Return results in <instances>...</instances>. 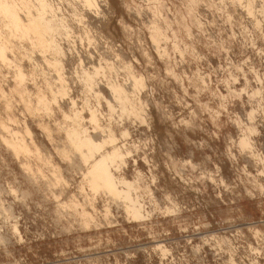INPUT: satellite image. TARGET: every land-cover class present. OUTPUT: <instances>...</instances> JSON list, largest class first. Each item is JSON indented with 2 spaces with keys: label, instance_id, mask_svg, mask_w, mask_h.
I'll return each mask as SVG.
<instances>
[{
  "label": "rangeland",
  "instance_id": "obj_1",
  "mask_svg": "<svg viewBox=\"0 0 264 264\" xmlns=\"http://www.w3.org/2000/svg\"><path fill=\"white\" fill-rule=\"evenodd\" d=\"M46 1L60 52L0 58V264H264V0ZM72 128L128 152L140 218L61 155Z\"/></svg>",
  "mask_w": 264,
  "mask_h": 264
},
{
  "label": "bare ground",
  "instance_id": "obj_2",
  "mask_svg": "<svg viewBox=\"0 0 264 264\" xmlns=\"http://www.w3.org/2000/svg\"><path fill=\"white\" fill-rule=\"evenodd\" d=\"M84 2L88 4L91 3V0H84ZM35 3V12H31L30 9L32 6L30 5V0H0V17L3 18V25L6 27L4 29H7V32H5V37L3 35V38L0 37V58H5L4 53L6 52V49L9 48V38L13 36H17L22 39L30 37L32 39V47L38 46L40 47L41 51H44V49H51L56 53L60 52V48L55 41V36L57 33H59L61 27H63L62 24L55 23L52 16L47 14V12L51 9V6L46 0H35ZM20 7L26 10L24 16L26 18L20 16L23 18L22 20L19 18V14H17L19 13L17 10L21 9ZM155 32L156 30H154L155 35L158 34ZM155 35L154 38L157 37ZM55 64L58 65L59 63L55 62ZM88 74H85L86 76H84L86 77L85 79L87 83H90L93 79V75L91 76ZM18 76L19 78H23V74L20 72H18ZM132 80L133 88H138L145 85L144 78L142 76L138 78L133 77ZM57 92L59 94L64 93L63 85L59 87ZM111 93L115 99L121 101L122 113L136 112L135 109L138 108L135 106L134 109V106L130 103L126 88L124 89L121 86L112 85ZM90 116L92 121L96 120L93 113ZM86 132L87 131L85 130H81V128H72L68 130V135L66 134L68 145H66V147L61 150V155L70 161L73 159H76L77 161L78 159L81 164L87 166L86 170L82 172V175L83 180L87 182L92 191H102L113 199H122L124 202H126V205L124 206L126 212L135 218H140L143 213L142 205L135 196H132V191L135 190L137 186H135V181L138 179L134 181L127 180L125 177L116 176L114 170L112 171L113 168L117 170L120 166L122 167L125 165V159L128 152H123L121 147L117 146L115 143L116 138L110 129H108V131H106L107 134L105 136L103 134V137L101 138L98 136L95 137L93 135H89ZM122 135H126V132H123ZM239 143L245 147L250 146L248 137H245V135L240 138ZM9 144L13 149H15L14 151H28L24 141L18 137H16L15 140H10ZM107 146L111 147L110 150L106 149ZM37 156L39 158L42 157L39 153H37ZM53 171V179L58 181V175L55 173L56 170ZM4 239L5 238L0 235V240Z\"/></svg>",
  "mask_w": 264,
  "mask_h": 264
}]
</instances>
